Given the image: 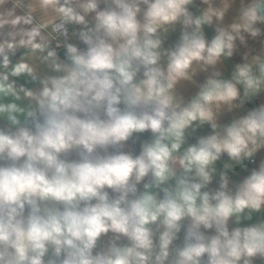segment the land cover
I'll list each match as a JSON object with an SVG mask.
<instances>
[{
	"label": "clouds",
	"instance_id": "9594fccd",
	"mask_svg": "<svg viewBox=\"0 0 264 264\" xmlns=\"http://www.w3.org/2000/svg\"><path fill=\"white\" fill-rule=\"evenodd\" d=\"M0 264H264V0H0Z\"/></svg>",
	"mask_w": 264,
	"mask_h": 264
}]
</instances>
